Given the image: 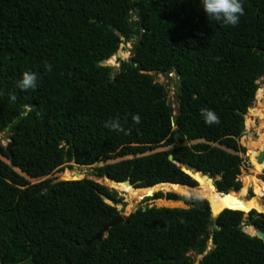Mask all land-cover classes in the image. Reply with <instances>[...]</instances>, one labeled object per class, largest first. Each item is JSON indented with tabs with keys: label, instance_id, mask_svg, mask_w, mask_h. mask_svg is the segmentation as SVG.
<instances>
[{
	"label": "trees",
	"instance_id": "trees-1",
	"mask_svg": "<svg viewBox=\"0 0 264 264\" xmlns=\"http://www.w3.org/2000/svg\"><path fill=\"white\" fill-rule=\"evenodd\" d=\"M241 3L238 25L226 26L200 0H0V134L10 131L5 144L0 138L9 161L0 159V264H192L190 252L201 255L196 264H264V242L250 234L264 232V214L254 209L243 218L224 208L204 234L205 200L156 191L157 204L186 207L136 208L84 244L118 216L102 197H121L88 178L48 186L49 178L29 183L15 171L35 178L101 162L95 175L105 181L194 187L179 167L187 164L214 178L218 192L241 190L232 151L264 75V0ZM133 36L135 50L117 70L100 64ZM24 71L37 74L35 90L17 87ZM150 71L177 76L175 114ZM201 109L220 122L206 124ZM116 118L130 134L104 126ZM158 145L170 147L145 153Z\"/></svg>",
	"mask_w": 264,
	"mask_h": 264
},
{
	"label": "rangeland",
	"instance_id": "rangeland-1",
	"mask_svg": "<svg viewBox=\"0 0 264 264\" xmlns=\"http://www.w3.org/2000/svg\"><path fill=\"white\" fill-rule=\"evenodd\" d=\"M135 43H136V36H133L128 41H122L119 44L116 52L112 55L113 57L112 63L105 62L104 64L111 66L115 68V70H117L119 62L121 60L126 61L131 56ZM148 73L153 76L154 81L163 85L166 98L170 104V107L173 109V114H175L176 107H177L176 94L178 90L177 76L175 75L174 72L163 74V73H157V72L150 71ZM256 82H257L258 88L255 91L254 99L252 103L246 108L245 112L242 115L243 130L241 132V135L236 139L237 145L240 148L237 151H232V152L236 153L240 158V169H239L240 174L238 177H239L240 185L242 186V189L238 191V194L239 192L242 193V195L244 196L242 200L244 202L247 200H252L253 206L250 207L251 209H254L257 212L264 214V162L258 163L256 161L258 157V152L262 150L264 147V75L261 76L259 79H257ZM0 138H2L1 134H0ZM2 139L3 140H1V143L5 144L6 140L4 138ZM191 143H193V141L185 142V144L187 145H190ZM169 147L170 146L158 145L155 148L146 151L145 153L166 150ZM223 148L226 149L225 147ZM241 148H243V150ZM226 150L231 151L230 149H226ZM127 157L129 156H126L125 158ZM0 159L6 162V159H4L1 156H0ZM118 159L119 158L110 159V160H107V162H113ZM100 164L102 163L97 162L89 166H81V165H75L74 163L69 162V163L63 164L61 168L55 169L54 171H52L50 174L46 176L35 177V178L29 177L23 173H19V174H21L29 183H34V182L43 180L44 178H47V177L61 176L62 172L64 170H67L64 173L67 177L77 176L78 178L92 179L102 185H105L109 189H113L116 192V194L121 197L120 203L122 201L126 202V212H132L136 208L143 209L149 206L160 207V206L165 205L164 203H162L161 205L157 204L155 202V199L152 198V194L156 192V190H159L162 193H164L168 191V189L166 190L163 188H156L151 192V194L148 193V189L139 190V191H143V194L141 196H138V191H134L128 186H125L123 184L116 185L109 181H105L102 177H97L95 175L94 167ZM72 172H75L77 174L73 175ZM254 184H259L261 186L262 193L260 192V195L254 192L253 190ZM202 190L206 194H209L208 185L206 187H203ZM179 191H182L185 194H193L195 192V190H191V188H179ZM161 199L164 200V198H161ZM179 202L180 204H176V205L169 206V207H186L181 201ZM243 212H244L243 218H245L247 212L245 211ZM241 225H242V230L243 231L246 230V227L248 225L244 223V219ZM209 247H212L210 245V240H208V242L206 243L205 251H207ZM188 254L193 260L192 264H196L197 261L201 257V255L194 254L192 252ZM19 264H28V261L26 260Z\"/></svg>",
	"mask_w": 264,
	"mask_h": 264
},
{
	"label": "water",
	"instance_id": "water-1",
	"mask_svg": "<svg viewBox=\"0 0 264 264\" xmlns=\"http://www.w3.org/2000/svg\"><path fill=\"white\" fill-rule=\"evenodd\" d=\"M133 50H135V46H134ZM100 64L101 65H105L104 64V60H102L100 62ZM9 135H10V131H4V132L1 133V137L4 138V139H7V140H8V136ZM5 148H6V151L9 153L10 145L6 144ZM168 158L171 159L170 156H168ZM256 161L258 163L264 162V147H263L262 150H260L258 152V157H257ZM6 163L9 164V161H6ZM75 165H77V164H75ZM179 167L181 169H183L186 173L190 174L194 178V180L196 181V185L194 187H186L184 185H180V184H177V183H171V182H162V183H157V184L176 185V186H183V187H186V188H191V189L194 188L195 189V192L193 194H180L179 192H175V191H172V190H168V191L175 192L176 194H179V195L195 196V197H198V198H201V199L205 200L208 203V205L210 207V216H209L207 227L204 230V234H205V233L211 231L212 228L214 227L213 223L215 222V219H216L218 213L222 209L228 208V207L218 208V206L209 199L208 195L205 192H203V190L201 189V186H202V184L206 183L211 188H213V190L216 193H219V194H224V193L218 192L215 189L214 184H213L214 178L208 176V174H203L200 171L195 170L194 168L190 167L187 164H179ZM15 171H17L18 173H21V171L19 169H16ZM72 174L76 175L77 173L72 172ZM103 177L105 179L109 180L111 183H114V184L115 183H121V184H123L125 186H128L129 188H131L133 190L143 189V187H132V185H131V183H130V181L128 179L123 180V181H116V180H113V179H109L106 175H104ZM47 178H49V181H48V184H47L48 186L52 185L53 183H55L57 181H60V180L79 179V178H64V176H62V175L61 176L47 177ZM157 184H154V185H157ZM156 191H159V190H156ZM158 199H161V198H158ZM102 200L104 202H106L107 204L114 205V207L118 211V216H116V218H114L113 220L108 222L106 225L102 226V228L99 230V232H97L94 236H92L90 239H88L84 244H88V243H90L93 240H96L97 242H99L101 240L102 236H104L106 234L108 228H110V227L116 225L117 223H119L120 221H122L130 213V212H126L125 211V206H126V202L125 201H122L120 204H113L109 200H107V199H105L103 197H102ZM164 200H166V199H164ZM160 207H169V206H160ZM229 209H238V208H229ZM250 209L251 208L249 207L246 210H243V209H238V210L248 212ZM253 235L256 236L257 238H260L262 240V242H264V232H262L260 230H255V233ZM210 245L212 246L211 241H210ZM210 248L211 247H209L208 249H210Z\"/></svg>",
	"mask_w": 264,
	"mask_h": 264
},
{
	"label": "clouds",
	"instance_id": "clouds-1",
	"mask_svg": "<svg viewBox=\"0 0 264 264\" xmlns=\"http://www.w3.org/2000/svg\"><path fill=\"white\" fill-rule=\"evenodd\" d=\"M203 10L209 19H215L226 26H236L240 21V17L244 15V7L241 0H200ZM48 71H51V65H45ZM37 74L32 71H24L21 79L17 82V87L21 91L29 89L35 90L37 82ZM15 100V96H12ZM201 115L204 117L205 123L212 125L218 124L219 117L210 109H201ZM135 124L141 122L139 114H133L131 117ZM104 126L109 130L117 133L130 134L131 129H125L118 118L105 121Z\"/></svg>",
	"mask_w": 264,
	"mask_h": 264
},
{
	"label": "bare ground",
	"instance_id": "bare-ground-1",
	"mask_svg": "<svg viewBox=\"0 0 264 264\" xmlns=\"http://www.w3.org/2000/svg\"><path fill=\"white\" fill-rule=\"evenodd\" d=\"M104 63H105V60H104ZM62 176H64V178H78L77 176H69V177H67L65 174H63ZM118 185H121V184H118ZM154 186H152L153 188L147 187V188H150V189H148V193L149 194L156 188H163V189H166V190L167 189L168 190H173L175 192H179L180 194H185L184 192L179 191V188H186V187H183V186L167 185V184H157V185H154ZM206 186H207L206 183L202 184L201 189H203V187H206ZM144 189H146V188L139 189V190H144ZM139 190H134V191H138V196H141L143 194V191H139ZM191 190H195V189L193 188ZM253 190L258 195H260V192L262 193V189H261V186L259 184H254ZM208 192H209V194H207V195H208L209 199L212 202H214L218 206V208L228 207V208H238V209L246 210L247 208L253 206L252 200H247L245 202L242 200V198L244 196L240 192H239V194H238V192H229V193L227 192L226 194L221 196V195H218L213 190V188H211L210 186H209V191ZM174 202H179V201H174ZM125 211H126V206H125ZM254 233H255V231L253 233H250V234L253 235Z\"/></svg>",
	"mask_w": 264,
	"mask_h": 264
}]
</instances>
